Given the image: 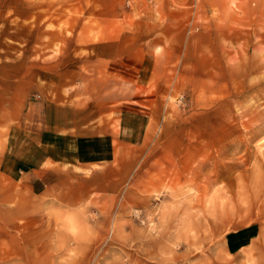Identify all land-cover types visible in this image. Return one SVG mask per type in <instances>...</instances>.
<instances>
[{
    "label": "rangeland",
    "instance_id": "obj_1",
    "mask_svg": "<svg viewBox=\"0 0 264 264\" xmlns=\"http://www.w3.org/2000/svg\"><path fill=\"white\" fill-rule=\"evenodd\" d=\"M22 79L65 158L0 122V264H264V0H0V106Z\"/></svg>",
    "mask_w": 264,
    "mask_h": 264
},
{
    "label": "crops",
    "instance_id": "obj_2",
    "mask_svg": "<svg viewBox=\"0 0 264 264\" xmlns=\"http://www.w3.org/2000/svg\"><path fill=\"white\" fill-rule=\"evenodd\" d=\"M121 64L123 65V62ZM128 66L131 65L128 64ZM120 79L122 82L126 83L140 81L144 85H147L146 83L150 82L149 77L145 78V82H143L144 76H141V70L139 69L137 70L135 76H127L126 73H123ZM11 82L9 87L15 88L14 91H17L18 96L15 98L14 95H11L7 105L0 106V112L3 113V117L0 118V122L2 124L4 122L5 124H8L10 120L12 121L13 119H15L18 120L21 125V120H23L24 116L25 123L23 125L24 127L26 126V129L30 128L32 129V131L33 129L39 130V134L37 136V138L39 139V143H36V147L32 143L34 140V133L31 132L30 135H28L30 136L31 140H28L30 141L29 144L25 143V155L27 157L26 160H31V162L34 163V153L37 152L38 157L36 158V167H45V174L47 176L51 175L54 177L55 173L59 174L60 171V166H58L59 164H56L57 161H60L62 158H65V154L60 153L64 151V149L60 148V143L62 142V145H64V137L66 136L65 122L64 120H58L57 122L55 121V114L59 113L60 109L62 108H60L59 106H51L49 104H44L45 102L40 105L41 102L38 100V95L36 96L35 100H33L32 98H30L29 100L28 95L30 94V90L33 88V81L22 79ZM144 93L149 97L143 98L148 99V104H146V109L138 110L139 117L150 116L153 112L152 110L156 101V92L154 90L149 88L147 90H144ZM129 99V95L126 94V97L122 98L120 101L121 112L123 113V115L129 114ZM139 103L144 105L146 101H143L141 99L139 100ZM56 110L58 112H56ZM61 155L62 157H60ZM23 161L25 160L22 159V162Z\"/></svg>",
    "mask_w": 264,
    "mask_h": 264
}]
</instances>
